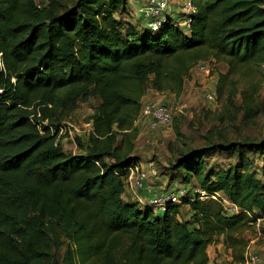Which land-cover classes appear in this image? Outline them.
I'll list each match as a JSON object with an SVG mask.
<instances>
[{"label": "trees", "instance_id": "trees-1", "mask_svg": "<svg viewBox=\"0 0 264 264\" xmlns=\"http://www.w3.org/2000/svg\"><path fill=\"white\" fill-rule=\"evenodd\" d=\"M190 2L187 28L169 18L151 31L124 19L122 0H0V264H208L220 241L244 262L258 218L264 229V173L243 149L264 162V138L212 143L239 150L226 169H209L199 149L170 161L173 178L223 194L235 214L195 195L158 217L123 197L147 85L179 94L196 63H224L221 96L229 75L264 64V0ZM90 95L100 98L91 133L64 151L58 125Z\"/></svg>", "mask_w": 264, "mask_h": 264}, {"label": "rangeland", "instance_id": "rangeland-1", "mask_svg": "<svg viewBox=\"0 0 264 264\" xmlns=\"http://www.w3.org/2000/svg\"><path fill=\"white\" fill-rule=\"evenodd\" d=\"M182 2L183 0H169V10L172 13L177 12L174 14L175 21H179L183 16L179 7ZM142 5L140 0H122V16L135 19V16L139 15L138 8ZM175 23L178 24V22ZM208 64L211 67L209 71L200 72L192 68L179 94L170 91H156L147 85L145 101H157L167 105L173 119L169 128L161 124L151 129L148 119L146 122L143 117L139 118L140 120L134 123L138 132L134 141V151L138 161L140 160L143 164L141 166L147 170V180L149 177L158 176V179H162L165 189L185 186L190 191L198 184L194 180L186 183L181 177L173 178L170 161L180 150L206 151L205 160L209 169H226L230 165L240 164L239 150L230 154L220 151L217 147L208 149L212 143L227 144L230 141H258L264 138V64L248 75L241 72L229 75L223 84L225 92L221 96L217 93L218 74L226 72L227 66L217 62H208ZM232 87L236 94L233 102L229 103L226 101V96ZM253 88H255L254 91ZM209 91H215L216 97L208 100L204 93ZM99 105L100 98L90 95L85 101L79 100L76 108L60 121L57 128L58 142L64 151H78L76 137L81 140L87 139L92 130L91 115L97 112ZM248 106L250 112L246 110ZM221 112L225 114L224 121L216 118ZM176 123L180 135H177L175 130ZM243 152L252 160L251 170L264 173L262 157L246 149H243ZM153 172L156 173L152 175ZM186 206L181 205L180 207L182 217H185ZM153 211L158 217L164 214L161 209L154 208ZM261 227L259 228L261 233H259L256 225H253L248 234L252 240H250V252L259 256L258 264L264 263V229ZM58 241L62 246L57 253L62 258L66 249V239L59 233ZM216 254L226 260V250L222 247L220 252L216 251ZM211 256H214V253L211 252Z\"/></svg>", "mask_w": 264, "mask_h": 264}, {"label": "built area", "instance_id": "built-area-1", "mask_svg": "<svg viewBox=\"0 0 264 264\" xmlns=\"http://www.w3.org/2000/svg\"><path fill=\"white\" fill-rule=\"evenodd\" d=\"M140 1L143 4L141 8H138L140 21L143 24L144 29H148L151 31H157L161 27V25L169 18L172 19L174 23L178 22L179 25H183L184 28H187L191 21V15L195 12V7L192 5L190 0H183V2L180 3L179 6L181 11L183 12V16L179 21H175L174 14L177 12L172 13V11L169 10V0ZM208 62L209 61H200L195 64L193 69H196L200 72L209 71L211 67L209 66ZM204 96L208 100H211L216 97V92L209 91L207 93H204ZM141 117H145L148 119V121L150 122L149 128L151 129L161 124H164L166 125V128H169V125L173 119L170 108L167 107V105L158 103L157 101H149L143 103L138 115V118ZM57 140L59 141V133ZM126 171V187H132L133 190L137 192L140 188L143 187L144 181L147 180V170H144V168L141 166V163L137 160L132 161L128 165ZM195 195H198L199 198L202 199L212 198L218 200L219 202H221L224 213L226 215H231L239 212L238 206L228 197L219 192L208 193L200 186H195L190 191L185 186H177L174 189H164L163 192L153 195L142 204L145 206H150L153 209L157 208L165 211L169 204H180L185 199L193 200L195 198ZM137 198L140 199V196L137 195ZM254 225H256L257 232L261 233L259 231V228L262 226L261 218H258ZM250 240L245 250L244 262H234L230 249L225 248L222 241L213 243L208 247L209 262H212V264H258L259 256L250 252ZM217 247H222L226 250V260L222 259L216 253L214 254V256H211V253H209V248L215 250Z\"/></svg>", "mask_w": 264, "mask_h": 264}, {"label": "crops", "instance_id": "crops-1", "mask_svg": "<svg viewBox=\"0 0 264 264\" xmlns=\"http://www.w3.org/2000/svg\"><path fill=\"white\" fill-rule=\"evenodd\" d=\"M172 9L176 10V8H172ZM124 19H126L130 23L136 25L139 29H144L143 24L141 22H139L140 21V15L137 14L135 16V19L130 18L129 16H126V17L124 16ZM144 96L142 98V104L146 103V102H149V101H145ZM146 119L147 118L143 117V120L147 122ZM138 120H140V119L137 118L135 120V122L138 121ZM141 164H142V162H141ZM155 173L156 172H153L152 175H154ZM155 176H157V174ZM157 177H149L148 180L144 181L143 187L140 188L137 192L134 191L132 187H126L125 191H124V194H123V197L126 200L138 201L139 204H142L143 202H145L148 198L152 197L153 195L163 192V190L165 189L164 183H162L163 181H162L161 178L158 179ZM165 186H167V184H165ZM137 195L140 196V199L137 198ZM187 212H188V206H186V213H185V217H183V218L187 219L190 216V213L187 214ZM220 248L221 247H217L215 250H213L212 248L211 249L209 248V250H210L209 253L212 252V253L215 254L216 251L220 252ZM208 264H212V262H209Z\"/></svg>", "mask_w": 264, "mask_h": 264}, {"label": "clouds", "instance_id": "clouds-1", "mask_svg": "<svg viewBox=\"0 0 264 264\" xmlns=\"http://www.w3.org/2000/svg\"><path fill=\"white\" fill-rule=\"evenodd\" d=\"M138 118V117H137Z\"/></svg>", "mask_w": 264, "mask_h": 264}]
</instances>
